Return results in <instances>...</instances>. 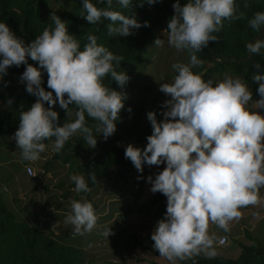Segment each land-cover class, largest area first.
Segmentation results:
<instances>
[{
    "label": "clouds",
    "instance_id": "obj_1",
    "mask_svg": "<svg viewBox=\"0 0 264 264\" xmlns=\"http://www.w3.org/2000/svg\"><path fill=\"white\" fill-rule=\"evenodd\" d=\"M98 2L107 6L98 7L92 0H83L84 16L92 25L110 21L109 36H129L133 29L150 26L149 22L141 24L136 19L133 0H116L122 8L130 9L131 15L113 10V0ZM158 2L161 0H144L139 6ZM248 7L245 2L244 8ZM173 8L174 15L164 34L169 46L187 51L190 59L188 63H174L172 68L177 74L170 83L160 85L159 90L170 99L163 104L166 110L162 121H158L154 111L147 114L153 128L147 146L142 149L129 144L125 158L140 173L145 164H166L155 177H147L152 185L150 191L167 197L165 216L157 222L151 236L153 247L169 264L187 260L195 264L194 258L201 254L206 258L217 255V236L210 232V225L228 232L230 223L242 217L241 209L261 203L264 75L252 76L259 85L260 97L253 100V91L240 77L225 75L214 82L193 71L203 64L197 53L210 42H218L214 33L222 30L224 21L245 17L244 12L238 11L236 0H188L183 6L176 0ZM248 23L260 31L264 27V11L254 13ZM86 39L81 50L77 37L69 33L67 22L55 13L49 27L28 44L7 23L0 22V81L10 67L26 65L20 79L26 83V91L37 97L29 110L21 111L19 128L13 137L22 160L38 161L48 147L46 142L52 138L53 150L60 152L76 133L90 148L96 147L99 135L107 140L115 134L126 95L104 81L110 76L123 87L130 77L125 71L116 70L122 56L98 44L96 35L87 34ZM164 40L156 39L155 46L162 47ZM246 48L250 54L259 55L264 40L249 42ZM29 58L39 67L29 63ZM255 66L261 67L259 62ZM43 72L47 73V87L51 91L42 86ZM57 103L67 115L62 126L59 113L53 110ZM73 108L75 119L70 120ZM86 118L96 123L89 126ZM94 131L99 135H94ZM89 178L93 184L97 182L95 172H90ZM70 179L75 192L92 191L84 175L73 174ZM70 208L65 223L73 226L74 235L82 236L96 228L99 216L92 202L72 200ZM102 235H112L111 228Z\"/></svg>",
    "mask_w": 264,
    "mask_h": 264
},
{
    "label": "trees",
    "instance_id": "obj_2",
    "mask_svg": "<svg viewBox=\"0 0 264 264\" xmlns=\"http://www.w3.org/2000/svg\"><path fill=\"white\" fill-rule=\"evenodd\" d=\"M92 2L98 7L107 6L100 4L98 0H92ZM143 2L144 0H133V11L138 22L141 24L149 22L150 26L133 29L129 36L113 37L108 35L107 30L110 21L102 20L92 25L85 19L83 0H0V22L7 23L26 44L42 34L44 28L49 27L51 16L55 13L67 22L68 31L77 37L81 50L87 43V34H93L97 36L98 44L106 46L114 55L124 58L116 70L125 71L128 74L130 79L127 84L121 87L112 81L110 76L104 81L110 88L126 95L125 107L121 110L120 119L116 122L115 134L105 140L102 135L94 131V135H99L98 143L95 148H90L82 135L76 133L65 143L60 152L55 151L53 158L60 159L67 165L68 176L84 175L91 189H94L101 179L107 178L113 169H116V177L125 183L133 175L137 185V191L132 196L135 204L143 195L144 180L151 172V167L145 164L143 173L138 172L133 163L125 158L127 146L121 145L119 140L123 138L126 141L148 143L147 137L153 133V128L147 114L154 111L158 116L160 109L155 111L152 108L158 99L156 95H149L152 79L148 76L135 79L130 69L135 65L146 63L143 55L147 53V48L155 45V40L162 32L165 33L167 23L174 15L173 4L176 0H161L152 6L147 3H144L142 7L139 6V3ZM187 2L188 0H180L181 6ZM245 2L248 3V8H244ZM56 3L58 6L55 9L52 5ZM236 3L238 11L244 12L245 17L232 22L224 21L222 30L214 33L218 37V42H210L207 47L197 53L198 59L203 64L193 68V71L202 74L205 80L225 73L240 77L253 91V100H258L260 99L257 93L259 85L252 80V76L264 75V49L259 55L250 54L246 44L255 42L257 39L264 40V27L256 31L248 23L254 13L264 11V0H236ZM113 10L131 15V10L122 8L116 0H113ZM28 62L39 67L38 63L30 58ZM257 62L261 65L259 69L255 66ZM206 63H211V66L205 68ZM25 69L26 65L12 66L0 81V135L16 132L19 128L21 111L29 110L37 100L36 96L26 91V83L20 79ZM42 86L45 90L51 91L47 87L46 72H43ZM145 86L147 89L144 90ZM10 99L11 104L8 103ZM45 107H48L47 103ZM129 108L131 111H128ZM53 110L59 113L62 126L67 118L66 111L61 109L59 103ZM69 119H75V108ZM86 119L89 126L96 123L90 118ZM54 139L52 138V141ZM81 158L84 160L80 161ZM161 171L159 169L156 173ZM90 172L96 174L95 184L89 178ZM33 178L35 177H29V179ZM74 186L70 179V188ZM132 208L131 205L123 208L124 218L132 213ZM166 208L167 197L159 192H151L148 202L144 206H139L137 210L160 219L165 216ZM56 233L46 231L38 221H29L26 217L18 218L9 209L0 192V264H91L80 247L60 239ZM246 234L250 242L238 243L240 252L236 257L216 255L214 258H206L201 254L194 258L195 264H264V236L257 238L249 232ZM177 264H193V260L178 261Z\"/></svg>",
    "mask_w": 264,
    "mask_h": 264
},
{
    "label": "rangeland",
    "instance_id": "obj_3",
    "mask_svg": "<svg viewBox=\"0 0 264 264\" xmlns=\"http://www.w3.org/2000/svg\"><path fill=\"white\" fill-rule=\"evenodd\" d=\"M52 6L56 9L58 5L56 3ZM159 39H165L164 45L147 48V53L143 55L146 63L135 65L130 71L135 79L147 76L152 79L149 95L158 96L152 108L155 111L160 109L157 119L162 121L163 111L166 110L163 104L170 97L159 90L160 85L170 83L177 74L172 68L174 63H188L190 58L187 51H177L169 46L164 32ZM209 66L211 63L205 64V68ZM225 75L237 77L225 73L206 80L220 81ZM14 134L15 132H10L0 135V192L9 209L18 218L26 217L29 221H38L46 231L54 234L57 232L60 239L80 247L91 264H169L154 249V241L151 239L157 222L162 218H153L152 214L137 210L148 202L151 193L152 185L147 177H155L156 172L163 170L166 164L150 166L151 172L146 175L143 184V195L136 204L132 200L137 191L135 177L132 175L125 183L116 177V169L107 178L101 179L91 192L77 193L74 191L75 186L70 188L67 165L60 159L53 158V142L46 143L48 147L41 153L38 161L28 162L22 160L21 150L17 148L13 138ZM119 143L125 146L133 144L142 149L147 146L146 142L137 143L123 138ZM83 160L81 158L80 161ZM27 166L32 167V177L35 178L29 179L31 176L26 173ZM260 198V204L241 209L242 217L230 223L228 232L214 224L210 225V232L217 236V255L236 257L240 252L238 243L250 242L246 232L257 238L264 236V188L260 191ZM72 200H88L93 203L99 220L92 232L82 236L74 235L73 226L65 223V218L71 211ZM128 205L133 207L132 213L124 218L122 210ZM110 228L112 235L104 237L102 232ZM222 238L225 239L224 242H220Z\"/></svg>",
    "mask_w": 264,
    "mask_h": 264
},
{
    "label": "built area",
    "instance_id": "obj_4",
    "mask_svg": "<svg viewBox=\"0 0 264 264\" xmlns=\"http://www.w3.org/2000/svg\"><path fill=\"white\" fill-rule=\"evenodd\" d=\"M29 169H31V172H29ZM26 173L28 176H31V177L34 176V171H33L32 167H30V166L26 167ZM224 241H225V239H223V238L220 240V242H224Z\"/></svg>",
    "mask_w": 264,
    "mask_h": 264
}]
</instances>
